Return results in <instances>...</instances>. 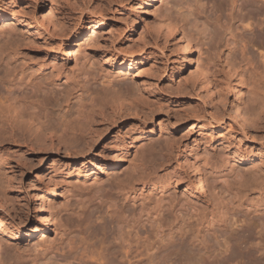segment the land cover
Instances as JSON below:
<instances>
[{
	"label": "rangeland",
	"instance_id": "rangeland-1",
	"mask_svg": "<svg viewBox=\"0 0 264 264\" xmlns=\"http://www.w3.org/2000/svg\"><path fill=\"white\" fill-rule=\"evenodd\" d=\"M204 1L208 6L201 10L192 0H155L145 16L138 0H0V7L7 5L9 11L8 18L0 20V78L10 79V90L25 93L32 77L24 66L30 62L44 66L54 61L74 77V83L62 80L51 87L59 109L52 120L65 114L74 124L89 108L85 98L90 92L138 90L146 99V106L138 102L134 111L126 108L128 102L120 111L105 109V118L92 125V139L83 140L74 151L30 147L28 141L0 132L6 161L0 166V187L10 203L8 211L0 207V264H77L80 258V264H264V113L255 126L241 132L214 98L210 104L200 100L194 83L196 60L206 63L215 51H209L214 38H207L204 30L194 34L183 28L194 37L191 54L176 75L172 40L156 37L148 21L190 19L214 4L216 14H223L222 22L213 28V21L208 25L201 17L198 28L225 36L228 4L235 1L231 13L236 17L243 0ZM12 15L20 25L9 32L6 25ZM230 47L229 57L239 59V43ZM225 50V45L216 50L221 59ZM85 54L132 56L134 61L142 56V64L119 76L110 74L106 86L101 83L105 72ZM237 83L235 94L243 92V99L247 90ZM231 94L228 90L227 96ZM219 117L223 123L208 129V122ZM129 142L133 147L111 167L115 162L106 159L108 150ZM232 153L252 158L231 168ZM104 162L109 165L93 177ZM190 165L199 167L210 190L205 200H194L195 206L181 193L185 183L180 178H190ZM78 168L85 176L75 177ZM161 176L170 181L152 192L145 189L142 196L138 192L133 200L127 194L130 186ZM48 178L55 181V189L43 208ZM220 207L221 222L201 223L203 217L219 219ZM47 216L49 222L43 223L41 218ZM127 227L137 233L136 241L123 242Z\"/></svg>",
	"mask_w": 264,
	"mask_h": 264
},
{
	"label": "bare ground",
	"instance_id": "bare-ground-1",
	"mask_svg": "<svg viewBox=\"0 0 264 264\" xmlns=\"http://www.w3.org/2000/svg\"><path fill=\"white\" fill-rule=\"evenodd\" d=\"M23 1L27 2L29 0ZM154 1L155 0H138V9H140V13L146 16L147 11H149L148 9L150 4ZM203 1L192 0V4H196V6L199 5L201 10H203L204 6H208L206 5L207 3L205 4V1L204 3ZM234 4L235 1L230 2V4H228L227 13L224 14L227 26L225 27L226 34L223 37L217 36L214 29L211 30L205 25L207 23L209 25L211 20L213 21V28H215L220 25V22H222L223 14L221 12L216 14V12L219 10H213L214 4L211 7H208V11H204L203 13L199 8L200 11L196 12V14H198H192L190 19L187 18L188 16H183V19L179 20L176 17L169 19V16L166 20H157V18H153L152 20L148 21L150 25H152L150 29L156 34V37L163 36V38L167 37L172 40L173 44L171 51H173L176 57L175 69H173L176 75L183 70V66L185 65L184 62H186L188 59V55L191 54V41H193L191 38L194 36L189 34L190 30H194L191 31L194 34L197 32V34H199V32H201L200 30H204L206 32L205 34L207 38H214V40L211 41L212 43L209 47V51L211 53L213 50L215 51L209 55L206 63H202L203 65H200L198 62L199 59L196 60L198 72L196 71L197 73L195 74L197 77H194L197 79L196 81L194 79L193 80L195 81V86L198 87V96L200 100L204 102L207 101V104L213 102L214 98L216 104L229 112L230 121H233L241 132H245L249 129V126H255L259 120V115L264 113V0H243L237 5L240 14L236 17L231 13L234 10ZM8 15L9 11L7 9V5L1 6L0 20L7 19ZM201 17H203L207 22L205 23L203 21V24H201L202 27L205 25V29L202 27V29H199V23H202L200 21ZM211 17H213V19H209ZM16 25L18 26L20 23L18 22L17 18L12 15L11 21L6 25L7 30L9 29V32L13 31L11 27ZM186 27L190 29L189 32L186 31L187 33H185L183 30V28L186 29ZM195 30L197 32H195ZM238 31H242L244 33L238 36ZM201 33H203V31ZM210 40L211 39H209V41ZM236 42L239 43V59L229 57V53L231 52L230 46ZM223 45L226 47V54L223 59H221L219 51L217 52L216 50H218ZM94 54H85L84 58L89 57L92 59V64H99V69L105 72L103 74L101 83L106 86L110 85V77L113 73L119 76L124 70L130 71L131 69L136 68V66L142 64V56H140L138 61H134L132 56L119 58L117 56L107 57L100 54ZM30 63V65L24 66V70L29 72L30 77H32V79H28L27 81L28 86L25 93L24 91L18 93L13 92L7 86V84L10 83V79L0 78V83H2L0 91V132L1 134L3 132L2 136L8 135L10 138H17L23 142L28 141L30 147L32 145L40 147L61 146L64 151H74L77 145L83 140L89 143V141L92 139L91 136L95 134V129L92 125H95L99 122L97 121V118H105V109L107 110L108 108L112 109L113 111H120L127 102L128 107L126 108H132L133 111L136 105H138V102L145 104L143 107L146 106V102L142 103L146 99L144 98L145 100H143L144 96L140 94L138 90L133 91V93L123 94L122 92H118L116 89L113 90L112 88L111 91L108 90L109 92L104 90L102 94H97L95 92L88 93L85 100L87 101V106L89 108L87 111L84 109L86 111L84 114L82 112L79 113L78 120H76L74 124L69 123L70 116L65 114H62L60 117L59 114H57V117L59 118L52 120L53 113H59V109L56 102L52 100L51 95L53 94V91L51 87L60 83L62 80L65 82L71 81L74 83V77L69 76L54 61H50V63L44 66H38L34 62ZM237 81L239 83H237ZM236 83L242 84L247 90V95L243 99V92H240L238 96L235 94L234 84ZM228 90H231L232 92L230 97L227 96ZM139 94L142 95V97ZM245 105H250V108H245ZM215 121V123L208 122L207 128L217 129L221 123H223V118H216ZM15 128L19 129V131H15ZM149 133H151V131L147 132L145 130L144 134ZM2 136H0V140L3 139L1 138ZM131 147H133L131 142H129V144L120 143L116 146L113 145V147L108 150V156H105L107 160H114L115 163H112L114 165L111 167H116L117 162L122 160L123 153H125L127 149ZM2 151L3 146L0 145L1 167H3L4 163L6 162L1 156ZM235 155L237 154L235 153L233 156L232 153L231 155L233 156L231 157V161L233 162L230 164L231 168L236 163L242 164L247 161H251L252 158L244 157V155L240 156L239 154L238 156ZM107 165L109 164H100L95 172H93V177L97 178L98 174L101 173ZM188 167L190 170V178H180V182L185 183L183 184L184 186L181 187L183 189L181 193H183L182 195L186 197L185 199H187V201L190 200V203L194 204L197 203L194 201L196 199L205 200V198L208 197V191L210 192V190H208L209 187L207 180L201 173L199 167L194 165H190ZM232 172H234L233 169ZM69 173V171L65 172L67 175H69ZM81 174L82 176H85V174L81 173L78 168L75 177H79ZM235 177L237 176L235 175ZM48 179V184L42 193V196L40 194L41 207L43 208L48 207L47 203L49 197L53 195V191L55 189V185L53 184L55 181L51 183V178ZM168 181H170V178L166 176H161L159 178L153 177L152 179H149L145 182H140L137 184V186H130L129 192H127V194H129V197L131 200H133L137 196L138 192L140 195L145 189H148L149 192H152L158 186H161L163 182L168 183ZM174 187H176V185H174ZM3 189L4 187H0V207L5 208L8 211L10 203L7 194ZM219 210V219H217V217H203L201 219V223H205L208 220L214 221L215 223H218L219 221L221 222L223 218L221 216L224 215V208L220 207ZM11 211L16 215L15 208H12ZM122 214L124 218H127L124 212ZM48 217L49 216L41 218V221L43 223L49 222ZM196 224L199 225L200 222ZM124 235L125 238L123 239V242H129L133 238H135L136 241L137 233H133L129 227H127L125 230ZM99 254L100 258H106L104 253L99 252ZM127 256V251H124V260H127ZM120 258L122 259V257ZM73 259L75 260V258ZM80 259L77 261L75 260V262L80 264L82 262ZM64 264H71V262L66 261Z\"/></svg>",
	"mask_w": 264,
	"mask_h": 264
}]
</instances>
